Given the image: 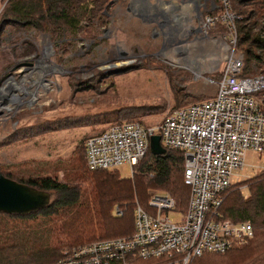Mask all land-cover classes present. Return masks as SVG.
I'll list each match as a JSON object with an SVG mask.
<instances>
[{
  "label": "rangeland",
  "instance_id": "rangeland-1",
  "mask_svg": "<svg viewBox=\"0 0 264 264\" xmlns=\"http://www.w3.org/2000/svg\"><path fill=\"white\" fill-rule=\"evenodd\" d=\"M4 3L0 0V12ZM127 3L115 0L105 15L83 16L76 26L60 27L56 33L1 24L0 86L8 80L0 87L2 168L8 162L17 177L48 172L89 187L73 160L76 145L86 136L126 119L155 124L172 108L215 94L217 68L232 47L225 43L229 38H220L221 29L203 25L205 12L195 17L194 11L183 12V0L166 1L177 12H170L177 27L166 33L131 14ZM236 51L244 58L243 73L263 72L239 46ZM25 161L34 165L25 168ZM244 161L231 189L238 187L247 196L246 180L264 170V153L248 148ZM116 169L125 177L131 172L128 164ZM40 221L39 216L15 219L0 213V237L28 234ZM77 245H65L61 251Z\"/></svg>",
  "mask_w": 264,
  "mask_h": 264
},
{
  "label": "built area",
  "instance_id": "built-area-1",
  "mask_svg": "<svg viewBox=\"0 0 264 264\" xmlns=\"http://www.w3.org/2000/svg\"><path fill=\"white\" fill-rule=\"evenodd\" d=\"M147 1L155 5V25L166 33L175 30L171 7L166 13L161 8L164 0ZM183 1L195 17L205 12L202 22L207 29L218 22L226 28L219 30V36L222 41L229 38V43L224 42L232 49L217 68L215 94L174 107L155 124L137 120L112 123L86 136L84 144L89 168L128 164L130 176L150 150V136L159 134L166 150L178 149L183 154V182L189 187L187 203L178 206L168 191L153 189L147 206L135 207L132 234L79 244L64 250L52 264H111L124 260L128 253L144 259L177 255L174 263L188 264L195 255L225 252L253 236L249 220L223 217L219 208L224 192L235 183L236 169L245 164V150L264 153V72H242L244 58L236 51L235 21L239 15L231 9L229 0ZM140 3L128 0L127 4H137L138 8ZM202 7L208 10L202 11ZM175 213L179 217L173 219L171 214Z\"/></svg>",
  "mask_w": 264,
  "mask_h": 264
},
{
  "label": "trees",
  "instance_id": "trees-1",
  "mask_svg": "<svg viewBox=\"0 0 264 264\" xmlns=\"http://www.w3.org/2000/svg\"><path fill=\"white\" fill-rule=\"evenodd\" d=\"M109 1L5 0L0 12V29L1 24H14L56 33L60 27L76 26L83 16L92 19L105 15ZM229 1L231 9L239 15L235 21L236 44L245 58L259 62L264 72V0ZM216 25L214 30L226 29L223 23ZM84 143L85 139L76 145L73 160L79 164V172L89 187L59 180L48 172L27 178L17 177L12 175L8 162L4 163L7 168L0 165L4 175L50 192L49 202L36 210L24 214L0 211L15 219L42 218L35 230L28 231V234L0 237V264H52L61 256V248L65 245L132 234L135 207L141 203L147 206V193L151 187L168 191L178 204L187 203L189 187L183 182V154L180 150L168 149L162 154L148 150L135 165L134 172L125 177L116 168H89ZM21 165L28 168L34 164L25 161ZM246 181L248 195L244 196L238 187L231 189L233 184L224 192L219 209L223 217L249 220L253 236L247 243L225 252L195 255L188 264H264V170ZM71 237H81V240L72 241ZM170 258L144 259L128 253L124 260L111 264H178L173 261L177 255Z\"/></svg>",
  "mask_w": 264,
  "mask_h": 264
},
{
  "label": "water",
  "instance_id": "water-1",
  "mask_svg": "<svg viewBox=\"0 0 264 264\" xmlns=\"http://www.w3.org/2000/svg\"><path fill=\"white\" fill-rule=\"evenodd\" d=\"M7 81L5 80L1 86ZM149 149L153 154H162L166 151L160 142L159 134L150 136ZM49 200L48 190L8 177L0 171V211L24 214L46 205Z\"/></svg>",
  "mask_w": 264,
  "mask_h": 264
},
{
  "label": "flooded vegetation",
  "instance_id": "flooded-vegetation-1",
  "mask_svg": "<svg viewBox=\"0 0 264 264\" xmlns=\"http://www.w3.org/2000/svg\"><path fill=\"white\" fill-rule=\"evenodd\" d=\"M113 1L115 0H112L110 1L109 4H111ZM141 1L140 3V6L137 8V4H126L127 6V10L130 11L131 14H136L138 15L139 17L141 18H144L145 20H150L152 21L153 19V9H154V4L153 3H149L147 0H139V2ZM158 27V25H156ZM156 28L154 27L153 30H155ZM165 35V34H164ZM180 49V48H178ZM176 49L177 52H179L180 50Z\"/></svg>",
  "mask_w": 264,
  "mask_h": 264
},
{
  "label": "crops",
  "instance_id": "crops-1",
  "mask_svg": "<svg viewBox=\"0 0 264 264\" xmlns=\"http://www.w3.org/2000/svg\"><path fill=\"white\" fill-rule=\"evenodd\" d=\"M166 0H164V2L162 3V5H161V8L166 12V13H168V8H169V5H167L166 4V2H165ZM183 12H187L188 10H187V7H183ZM138 16V15H137ZM139 17V16H138ZM144 19V18H143ZM156 17L154 16V13H153V19H152V22H156Z\"/></svg>",
  "mask_w": 264,
  "mask_h": 264
},
{
  "label": "bare ground",
  "instance_id": "bare-ground-1",
  "mask_svg": "<svg viewBox=\"0 0 264 264\" xmlns=\"http://www.w3.org/2000/svg\"><path fill=\"white\" fill-rule=\"evenodd\" d=\"M171 16V15H170ZM172 18V17H171ZM172 20V19H171ZM180 38V37H179ZM186 59H188V62H192L193 61V59H191V58H184V60H186Z\"/></svg>",
  "mask_w": 264,
  "mask_h": 264
}]
</instances>
